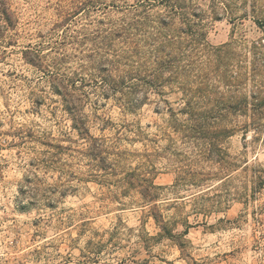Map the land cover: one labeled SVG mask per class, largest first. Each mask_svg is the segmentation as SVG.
<instances>
[{
  "label": "rangeland",
  "instance_id": "rangeland-1",
  "mask_svg": "<svg viewBox=\"0 0 264 264\" xmlns=\"http://www.w3.org/2000/svg\"><path fill=\"white\" fill-rule=\"evenodd\" d=\"M71 1L0 0L11 20L0 23V264H264V188L252 200L200 210L219 198L195 200L203 187L172 188L190 150L180 140L174 149L167 107L157 96L132 112L112 100L92 103L81 66L101 49L95 26L117 20L123 13L116 6L134 0H98L91 24L76 14L91 35L82 43L61 38L70 28L56 23ZM194 1L210 16L209 0ZM209 16L210 44L231 35L264 38V26L255 24L264 20L262 0H226L219 19ZM72 72L83 83L64 91L60 79ZM69 90L87 130L75 128L65 110L59 93ZM169 100L175 107V96ZM263 136L237 131L224 145L239 165L262 164ZM143 174L168 187L151 202L143 197L145 182L138 183ZM152 212L172 222L170 233Z\"/></svg>",
  "mask_w": 264,
  "mask_h": 264
},
{
  "label": "trees",
  "instance_id": "trees-1",
  "mask_svg": "<svg viewBox=\"0 0 264 264\" xmlns=\"http://www.w3.org/2000/svg\"><path fill=\"white\" fill-rule=\"evenodd\" d=\"M100 6L98 0H72L59 10L56 23L70 28L69 37L66 31L61 38L80 43L90 40L85 25L95 21L88 17L90 9ZM225 7L226 0H209V16L194 0H134L116 6L123 14L106 24L98 20L106 26H95L92 38H102L101 49L95 48L96 55L81 66L95 96L92 103L112 100L122 112H132L155 95L167 107L168 139L173 145L180 140L190 150L189 154L186 150V163L175 168L172 188L203 187L193 195L195 200L219 198L210 208L200 204L199 209L207 212L221 203L227 208L233 200H252L264 188V163L248 165L245 161L239 165L224 145L237 131L244 138L250 131L253 138L264 132V38L248 42L231 35L226 42L210 44L205 19H219V9ZM9 12L0 7L1 25L11 24ZM78 13L88 17L87 24L75 20ZM255 19L258 27L264 26V20ZM71 22L78 29L71 28ZM33 53L42 58L38 50ZM81 75L72 72L59 83H65L61 84L64 91L75 90L77 81L83 83ZM59 94L73 126L87 130L73 91ZM104 147L99 144L101 153ZM142 181L148 202L156 200L159 190L168 188L154 184L145 174L138 177V183ZM152 216L164 233H170V220L157 212Z\"/></svg>",
  "mask_w": 264,
  "mask_h": 264
}]
</instances>
